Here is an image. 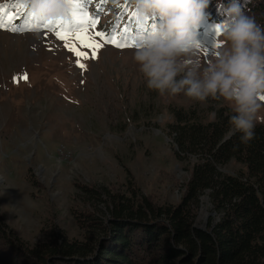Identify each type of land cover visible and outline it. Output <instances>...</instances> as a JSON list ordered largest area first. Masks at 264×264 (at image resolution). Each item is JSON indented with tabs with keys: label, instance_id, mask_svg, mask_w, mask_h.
Instances as JSON below:
<instances>
[{
	"label": "rangeland",
	"instance_id": "374dc122",
	"mask_svg": "<svg viewBox=\"0 0 264 264\" xmlns=\"http://www.w3.org/2000/svg\"><path fill=\"white\" fill-rule=\"evenodd\" d=\"M119 1L108 0L90 31L119 33V24L113 28ZM93 12L92 4L90 18ZM217 25L208 18L196 51L178 62L199 61L202 71L218 52L229 51L222 37L221 46L212 47L211 29ZM134 51L104 44L96 59L81 60V69L64 42L46 29H0V217L28 245L44 242L54 230L86 242L90 228H82L76 215L105 218L107 209L85 194L84 186L129 195L135 185L159 205L179 204L195 158L177 156L169 130L174 111L196 110L207 122L222 106L234 109L221 98L199 102L149 89ZM258 115L257 124L264 126V108ZM240 169L245 166L231 162L220 171ZM205 197L195 225L207 229L219 217Z\"/></svg>",
	"mask_w": 264,
	"mask_h": 264
},
{
	"label": "trees",
	"instance_id": "16d2710c",
	"mask_svg": "<svg viewBox=\"0 0 264 264\" xmlns=\"http://www.w3.org/2000/svg\"><path fill=\"white\" fill-rule=\"evenodd\" d=\"M107 3L87 0L84 10L93 4L91 18L99 20ZM226 3L212 0L209 19H223L219 13ZM12 4L24 6L5 9L17 11L14 24L32 27L25 25L24 0L6 5ZM242 5L245 14L264 28V0H242ZM116 12L113 28L119 24L118 32L131 28L135 36L143 24L147 34L156 23L133 16L132 0H120ZM234 114L222 106L215 119L206 122L196 110L174 111L176 121L169 130L177 156L195 158L179 204L159 205L135 185L129 195L84 186L82 191L107 209L105 218L97 213L86 214L88 218L76 215L82 228H90L86 242L54 230L44 242L30 246L0 217V264H264V126L256 124L255 137L247 144L240 141L239 133L225 140ZM231 162L245 169L232 174L220 171ZM204 196L219 217L206 230L195 228Z\"/></svg>",
	"mask_w": 264,
	"mask_h": 264
},
{
	"label": "clouds",
	"instance_id": "9594fccd",
	"mask_svg": "<svg viewBox=\"0 0 264 264\" xmlns=\"http://www.w3.org/2000/svg\"><path fill=\"white\" fill-rule=\"evenodd\" d=\"M25 6L44 23L70 20L68 0H24ZM139 20L155 19L133 53L149 89L160 95L183 93L195 101L221 98L234 105L227 137L240 134L242 143L255 137L264 104V28L245 14L242 0H227L219 13V37L230 45L218 52L201 71L200 62L183 60L196 51L200 32L212 0H132ZM191 64V67H189ZM184 73L183 77H177Z\"/></svg>",
	"mask_w": 264,
	"mask_h": 264
},
{
	"label": "snow or ice",
	"instance_id": "6c2138e0",
	"mask_svg": "<svg viewBox=\"0 0 264 264\" xmlns=\"http://www.w3.org/2000/svg\"><path fill=\"white\" fill-rule=\"evenodd\" d=\"M72 7L71 20H57L55 22L44 23L37 17H35L29 10L24 14L25 25H33L32 27L17 26L13 23L16 18L10 12L5 11L9 8L23 9L21 4L12 5H0V29L9 30L12 32L28 31H41L46 29L56 35L57 39L64 42V47L72 52L77 57V66L81 69L85 68V65L81 63V60L96 59V51L104 44H110L114 47L123 49L126 47H136L138 39L142 38L146 32L145 25L138 26L135 36L132 35L131 28H125L121 32H113L106 34L104 32L90 31V28H95L97 21L88 16L86 10H84V4L87 0H68ZM80 9V11H77ZM136 16V13H133ZM155 24H152L153 27ZM215 36L213 37V49L221 46L217 43L219 37V29H211ZM97 37L100 38L97 41ZM81 49H89L91 56L88 52ZM264 100V97H261Z\"/></svg>",
	"mask_w": 264,
	"mask_h": 264
},
{
	"label": "water",
	"instance_id": "95a60500",
	"mask_svg": "<svg viewBox=\"0 0 264 264\" xmlns=\"http://www.w3.org/2000/svg\"><path fill=\"white\" fill-rule=\"evenodd\" d=\"M229 137H226V139L225 140H227ZM207 202H208V200H209V197L208 196H206L205 198H204ZM195 228H198V229H202V230H206V229H204V228H202V227H197L196 225H195Z\"/></svg>",
	"mask_w": 264,
	"mask_h": 264
}]
</instances>
